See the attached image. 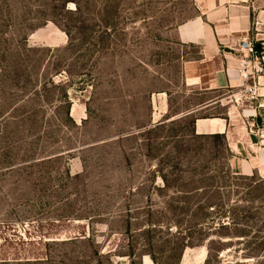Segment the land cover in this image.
Listing matches in <instances>:
<instances>
[{"label":"rangeland","instance_id":"rangeland-1","mask_svg":"<svg viewBox=\"0 0 264 264\" xmlns=\"http://www.w3.org/2000/svg\"><path fill=\"white\" fill-rule=\"evenodd\" d=\"M198 3L0 0V264H264V172L186 116Z\"/></svg>","mask_w":264,"mask_h":264},{"label":"crops","instance_id":"crops-1","mask_svg":"<svg viewBox=\"0 0 264 264\" xmlns=\"http://www.w3.org/2000/svg\"><path fill=\"white\" fill-rule=\"evenodd\" d=\"M198 2V15L179 29L178 36L182 44L201 51L200 58L186 62V82L196 95L206 97L186 116L195 115L194 130L200 135H225L234 152L231 170L235 175L260 174L264 172V76L259 78L254 102L237 107L229 104L228 97L239 91L241 42H254L257 50L258 43L264 42L261 1ZM218 106L225 108V114L220 115L224 119L201 116Z\"/></svg>","mask_w":264,"mask_h":264},{"label":"built area","instance_id":"built-area-1","mask_svg":"<svg viewBox=\"0 0 264 264\" xmlns=\"http://www.w3.org/2000/svg\"><path fill=\"white\" fill-rule=\"evenodd\" d=\"M242 56L239 59V91L228 97V102L237 106L250 104L258 97L259 78L264 76V58L253 42L243 41L240 44ZM226 264H236L228 262Z\"/></svg>","mask_w":264,"mask_h":264},{"label":"trees","instance_id":"trees-1","mask_svg":"<svg viewBox=\"0 0 264 264\" xmlns=\"http://www.w3.org/2000/svg\"><path fill=\"white\" fill-rule=\"evenodd\" d=\"M192 123H193V127H194V125H195V118H194V120H193V122H192ZM215 135H216V134H215ZM186 246H187V245H184V244H182V247H181V249H185V248H186Z\"/></svg>","mask_w":264,"mask_h":264}]
</instances>
